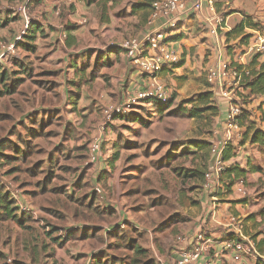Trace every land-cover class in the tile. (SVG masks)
Wrapping results in <instances>:
<instances>
[{
    "label": "rangeland",
    "instance_id": "rangeland-1",
    "mask_svg": "<svg viewBox=\"0 0 264 264\" xmlns=\"http://www.w3.org/2000/svg\"><path fill=\"white\" fill-rule=\"evenodd\" d=\"M139 1L108 4L110 16L99 0L0 2L7 22L0 28V74L5 76L0 77V191L26 215L20 225L0 220V264H89L93 252L101 253L102 264H167L176 248L168 250L170 238L180 233L168 230L167 218L182 219L189 227L200 213L204 173L213 157L210 150L193 151L192 145L216 139L220 113L214 116L216 111L208 109L222 112L230 103L208 80L210 49L191 47L187 66L169 78L158 76L171 99L165 111L137 101L105 126V109L126 105L146 81L134 84L127 65L107 70L93 54L144 34H138L142 15L136 19L130 13ZM220 4L226 18L251 15L258 24V31L246 30L252 41L264 37V0ZM33 24L44 30L35 42L27 39ZM80 28L84 31L69 45L70 32ZM199 32L187 37L197 38ZM220 33L227 49L222 60L234 50L246 53ZM76 65L87 70L84 76L73 71ZM104 71L110 74L103 76ZM239 87L233 103L244 111L251 104L255 113L261 102ZM202 95L210 96L207 104ZM191 108L202 117H192ZM95 143L103 153L99 165L92 159ZM82 233L91 240L85 242ZM130 239L136 248L127 247ZM139 246L145 255L136 252Z\"/></svg>",
    "mask_w": 264,
    "mask_h": 264
},
{
    "label": "crops",
    "instance_id": "crops-1",
    "mask_svg": "<svg viewBox=\"0 0 264 264\" xmlns=\"http://www.w3.org/2000/svg\"><path fill=\"white\" fill-rule=\"evenodd\" d=\"M226 1L227 0H217L214 10L209 8L205 3L201 11L191 12L190 15L183 16L181 24L177 29L168 30L172 37L170 48L181 55V62L183 61V65L174 69H171V66H167L160 74L162 79L169 78L173 72L178 73L182 68L189 64L187 60L191 57V47H197L199 49V46H206L211 50L209 65L212 66L209 68L208 73L217 67H220L223 63L236 64L238 62L240 54L235 55L238 50L233 51V55L229 60H222L223 56H226L225 50H227L223 45L224 40L222 34H219V39L214 37L211 32V25L208 24V20L214 21L215 23L217 18H222L224 23L219 30L224 31L226 35L242 21L245 15L251 17L249 14L241 15L240 13H234L227 18L222 16L221 11L225 5L221 6L220 2ZM109 5H112V3H109ZM226 5H228V3ZM107 11V15L110 16L112 11L109 7ZM130 13L132 17L136 19L138 18L137 15H141L139 12L133 13L132 9L130 10ZM140 18L139 21L141 22V25L138 30V34L140 35L148 32L149 29L158 28L162 23V20H157L153 25H150V18H143V16ZM79 23L82 24L80 21ZM113 23L114 21L111 22L110 25ZM110 25L107 24V27H110ZM197 29H200L197 38L193 39V37H187L189 34L193 35ZM80 31L83 32L84 29L80 28L79 30L77 29L70 32L69 45H71L70 41L72 38L78 35ZM190 41H192V44L189 43ZM231 41H236L239 46L241 45L239 39L230 40L229 42ZM93 56H95L96 62L98 64L103 63L107 70L117 67V65H120V68L122 69H127L128 67L129 77L131 78V82L135 81L134 84L145 79V77L138 76L136 70L130 66L122 50H112L109 45H107L105 48L96 51V54H93ZM251 60L252 57H250V61ZM245 61L246 64L250 62L247 61L246 58ZM259 61L261 63L264 62L263 55H260ZM126 65L127 67H125ZM73 67L75 73L78 71V77L84 76L87 71L85 69H79L80 67L77 65ZM93 72L94 69L90 73L92 74ZM101 74L104 76L110 73L104 71ZM227 83L228 87L224 89V85ZM219 89L220 94L223 97L228 98L230 103L226 104V109H221L222 112H219L220 115L218 114L219 117L217 118L218 127L215 130L216 139L212 141V143H208V151L210 150L209 153L211 152L212 157L213 154L211 148H213V145L221 143L225 138V130L227 128V108L233 102L235 92H237V89L240 90V87L238 82L235 81V78L230 76L229 72L228 77L220 82ZM244 91H247V94L249 95V90ZM251 99H259L261 102L260 108L252 114V105L250 104L245 111L250 114V121L255 122L256 129L264 134V120H262L264 113V97H252ZM111 124H113V122ZM246 132L247 127L242 126L240 136L235 133L234 139L229 144L233 146V154L231 158L228 159L232 162V168L237 167L243 171H247L246 176L243 179H237L235 174H232L229 180L226 178L225 173L221 182H219L213 190H208L205 188V174L208 172L206 171V173H204V184L202 186L203 195L198 206L201 211L197 217L193 218L194 220L190 226L186 227V225L182 223V219H174L173 216L167 218L168 230L177 228V232H180L176 234V240L172 237L170 238L169 242H171V244L169 245L168 250L174 245H176V248L171 250V258L168 257L166 261L167 264H178L182 259V251L192 250L195 246L200 247L201 243H194L193 240L195 236L201 233V230H204V236L210 243L208 250L204 253L201 263L206 261L210 264H238L234 260L232 251L225 248L226 241L233 240L242 241L247 246L248 244H251L252 246L254 245L253 250L245 255L240 264H264V144H253L251 142L252 134L245 136ZM210 144L212 145L211 147ZM194 150L195 152L199 151L197 149ZM99 151L100 153H98L97 159L94 160L96 165L101 163L103 157L100 148ZM99 161L100 163H98ZM211 165H213V162ZM249 169L252 170L249 171ZM104 170L105 169H102L100 172H103ZM231 180H233L234 183L230 187L229 183ZM240 181L243 182L245 194L238 191ZM176 214L181 213L177 212ZM89 226L92 227L91 225ZM88 240L91 239L88 238L85 242ZM167 255H169V252H167Z\"/></svg>",
    "mask_w": 264,
    "mask_h": 264
},
{
    "label": "built area",
    "instance_id": "built-area-1",
    "mask_svg": "<svg viewBox=\"0 0 264 264\" xmlns=\"http://www.w3.org/2000/svg\"><path fill=\"white\" fill-rule=\"evenodd\" d=\"M216 2L217 0H154L149 24L153 25L157 20H162L161 25L156 29H149L148 32L140 37L125 40L119 45L130 66L136 70L138 76L145 77L146 84L138 90L136 98L128 101L126 105L111 106L105 109L106 127L115 120V117H124L129 112V108L137 104V101H144L152 108H154V102L169 104L170 95L165 87L158 82V76L167 66L181 63V55L170 48L172 37L168 30L177 29L183 16L190 15L191 12L201 11L205 3L214 10ZM223 23L224 20L222 18H217L215 23L208 20V24L211 25V32L217 39H219V29ZM252 39L245 46L246 53L239 57L236 64L223 63L220 67L209 72L208 80L210 83H217L220 86V82L228 77L229 72L230 76L234 77L238 84L241 82L240 73L246 71V56L258 55L264 51V37L258 35L255 41H252ZM240 66L242 67L241 71L239 70ZM227 110L225 138L221 143L213 145V165L205 174V188L208 190H213L221 182L225 172L231 167L232 162L225 160L224 152L234 139L235 133L240 136L242 132L239 119L244 113L243 108L232 102ZM99 148V143L93 145V161L98 157ZM238 191L245 194L242 181L239 182ZM22 210L26 209L22 208ZM193 241L194 243H201V246H195L192 250L182 251V259L178 264L201 263L204 253L209 248V240L205 238L204 234L199 233ZM253 247L254 245L248 244L247 246L242 241L228 240L225 243V248L232 251L234 260L238 264L242 262L249 251L253 250ZM201 264L210 263L203 261Z\"/></svg>",
    "mask_w": 264,
    "mask_h": 264
},
{
    "label": "trees",
    "instance_id": "trees-1",
    "mask_svg": "<svg viewBox=\"0 0 264 264\" xmlns=\"http://www.w3.org/2000/svg\"><path fill=\"white\" fill-rule=\"evenodd\" d=\"M2 1L3 0H0V2ZM4 1L13 2V1H21V0H4ZM120 1H124V0H99V2L104 8V11L106 10V7L109 3L117 4ZM153 2L154 0H142L139 2L133 3L131 5L133 13L139 12L143 16V18H150L152 11H153L152 9ZM6 25H7V22H3V20L1 19V13H0V28L5 27ZM247 29L252 30V31H258V24L255 23L250 16L245 15L242 21L236 27H234L230 32L226 34L227 40L230 41V40L239 39L241 45L243 46L248 45L252 38V35L246 34ZM38 33H41V34L44 33L43 28L39 26L38 24H33L30 28V34H33V35H27V39L35 42ZM29 48L30 50L34 51L36 50V45H31ZM110 48L112 50H121L119 46H115V45L110 46ZM259 58H260V54L252 56V60L245 67L246 71H244L243 73H240L241 74V82H240L241 86L245 90H249V96L254 97V98L264 97V62L261 63L259 61ZM239 70L240 71L242 70L241 66L239 67ZM0 77L5 79V76L3 75V73L0 74ZM209 97H210L209 95H205V96L202 95L200 98V101L204 104H207L209 101ZM153 106L155 110L162 112L166 110L165 108L168 107V104H161L158 102H154ZM192 108H191L192 117H202V114H199L201 112L197 108H194V109ZM208 110L216 111L214 113V116H217L219 113V110L217 109V107H209ZM239 120H240L241 126L247 127V132L245 136H249L250 134H252L251 142L253 144L263 145L264 144V134L260 130L256 129L255 122L250 121V114L244 111V113L242 114ZM262 120H264V113H263ZM183 146L185 148V145H182V147ZM192 146H194L195 149L202 151V150H208L209 144L206 142H202V145H199L197 143L196 145L193 144ZM2 148H4V142L3 143L0 142V149L2 150ZM192 150L195 151L194 149ZM186 152H187V149H185V151L182 153L181 156L185 155ZM232 152H233V146L228 145L224 152L225 160H228L231 158L233 154ZM0 155L3 156L2 153H0ZM173 155L177 156L179 155V153H174ZM118 158H119V155L117 154L114 158V161L116 162ZM251 170L252 169H249V171ZM225 173H226V178L229 180L232 174H235V177H237V179L238 178L243 179L246 176L247 171H243L237 167H233V168L231 167ZM233 183L234 181L231 180L229 183V186L231 187ZM15 202L16 201L10 200L7 195H5L4 193L0 191V220H14L17 224L20 225L22 224L26 215L20 211V207L15 206ZM18 213H20V215H18ZM81 238L85 240L86 235L82 233ZM126 244L128 248H131V249L136 248L135 240L130 239ZM137 248L138 249L136 252L139 255H145L147 253L141 246ZM11 264H21V263L18 261H13ZM89 264H102L101 263V253L93 254L92 259L90 260Z\"/></svg>",
    "mask_w": 264,
    "mask_h": 264
}]
</instances>
